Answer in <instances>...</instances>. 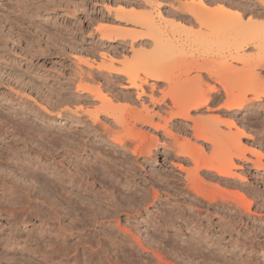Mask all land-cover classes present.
Masks as SVG:
<instances>
[{
    "label": "rangeland",
    "instance_id": "374dc122",
    "mask_svg": "<svg viewBox=\"0 0 264 264\" xmlns=\"http://www.w3.org/2000/svg\"><path fill=\"white\" fill-rule=\"evenodd\" d=\"M11 1L0 0V5L3 4L0 6V14H9L12 16L13 22V31L6 28V26L8 27L6 23L0 25V264H19L20 262L23 264V260L40 264H101L102 260V264H106L108 261L107 264H146L145 262L151 264L150 260L154 262L152 254L145 250L141 251L134 240L130 239L132 240L130 241L128 236L127 240L122 238L125 234L119 229L117 223L121 228H128L142 241L141 243L144 245L147 243L145 246H148L149 243L156 245L157 251L163 253L166 260L173 264L185 262H193V264H264V170L255 169L251 162L235 158V163L240 164L241 168L233 170L244 179L242 180L239 176L235 177L231 184H224L206 174L205 171H200L195 183L190 180L191 185L195 186L196 188H194L198 192H202L201 194L207 198L217 197V203L223 201L222 196L230 195V199L235 198L243 202L244 199L241 200L240 197L242 195L247 203H245L247 206L243 204L240 207V202L237 201L239 208L233 210H226L216 203L209 206L203 199L201 203L194 200L193 194L191 192L189 194L186 188L183 189V185H186L190 179H187L188 173L185 170H191L193 163L188 158L178 156L181 149H177L173 138L165 135L162 130H153L150 127L137 124V128L140 127L139 129L146 131L150 136H156L159 142L156 147L151 148V154L148 156L144 153L134 155L129 147L135 143L139 145L141 143L138 142L139 140L133 139L135 142L132 143L131 139L127 138L126 140L125 138L127 149L112 146L106 137L94 134L85 126L83 122L86 121L82 118H86L83 114L79 115L82 118H79L78 123L77 117L66 112L79 106L93 108L92 105H85L84 102L83 105L76 102L72 88L67 91V94L64 89H60V86L68 88V81H70L73 71L72 54L90 57L91 54L88 52L91 45L98 43V34L93 31L94 26L105 25L117 29L128 26L124 18H121L122 20L114 19L113 11L107 12L105 7L114 9L123 7L127 11L133 9L137 12L146 11L147 7L142 3H137L136 0H18L17 4L15 3L17 0ZM160 1L165 3L160 8L164 13L170 9L169 3L180 6L181 9L185 6L193 8V11L190 10L192 14L184 12L186 9L180 11L191 20L188 18L166 19L177 26L184 27L182 30L184 32H180L182 29L180 27L176 28L180 31L174 29L183 38L184 50L182 48V52L179 51L174 56L165 59L175 75L177 74L181 79L187 75L191 77L196 72L198 73L197 66H208L218 71L217 76L221 75L225 78L226 75V82L233 86L235 94L251 82L252 73L248 70L241 72V65L235 64L234 69L226 71L225 68L219 66L214 57H210L214 55L210 49L199 48L195 37L202 36L208 30L206 31L198 22L195 23L194 18L200 15L201 18L205 16L204 4L209 9L218 5H226L232 11H241L242 15L240 23H233L232 30L238 31L236 26L239 28L240 24L245 28L247 24V30L251 27H264V0H204L202 6L199 5L200 0ZM19 2L30 3L27 5L30 9L31 3L34 5V2L41 6L37 12L28 11L20 16L21 12H13L20 4ZM4 3L8 8L12 7L11 5L17 6H13L14 8H11L13 10L10 12ZM33 22L39 27H36ZM78 24H80V30ZM169 25L167 24L166 29L171 32ZM197 31L200 32V35ZM89 32L93 33L91 37ZM232 33L236 34V31ZM127 41L128 37L118 38L113 42L105 41L103 45L99 44L94 49L95 57L98 60L97 54L107 51L119 52L120 59H122L123 54H131ZM146 42L150 43L148 40ZM139 43L134 44V48L139 47ZM74 44L77 47L75 49L74 46H71ZM209 52L211 53L209 54ZM243 52L247 59H251L254 51L249 46L244 48ZM256 72L258 74L257 83L263 88L264 67L256 68ZM200 73L204 77L203 80L206 81V88L215 84L219 87L220 93H218L222 95L223 91L220 90V85L216 84L212 78L207 77L205 73ZM157 83L159 90L165 87L164 82ZM59 92L64 93L67 99H62L64 96H61ZM156 95V97H160L158 91ZM249 97H251L250 94H247V98ZM221 98H224V94ZM121 99L123 97L119 95L121 107L119 108L125 113L128 108L130 109V105L126 104L125 99ZM131 100L135 103H131L132 106L140 107L134 95ZM145 100L150 110L167 116L165 104L157 106L149 103L148 99ZM166 103H169L168 99ZM218 103L219 101L213 102L210 110L203 108L197 112L192 111L191 115L202 117V127L203 121L207 122L208 117L210 118L207 122L209 125L212 124V121L216 122V115L223 120L226 116L219 109L220 103L223 104V102ZM93 104L96 106L97 103ZM233 111L232 120L235 122V126H231L230 129L226 128L220 124L219 117L220 123L217 124L223 129L221 131L231 130L234 134L238 132L237 128L243 129L246 136H240L241 143L248 149L260 151L263 154L260 159L264 162V102L248 99L242 107ZM58 114L62 116L58 117ZM101 119L105 120L102 116ZM82 120L83 122L80 123ZM154 120L161 121L157 117ZM174 120L173 124L184 123V120L180 118ZM187 123L191 124L190 121ZM209 125L207 124L205 127ZM173 130L177 135L184 134L179 133L176 128ZM119 132L122 136L126 134V131H122L120 127ZM191 134H193L192 130L187 128L183 136L186 135V139L189 138L190 141L200 145L208 154L210 145L197 141ZM177 138L180 142V136ZM248 149L245 151L247 157L256 160L255 155ZM102 154L113 160L109 159L110 163L108 159L104 161L105 158ZM94 156L105 163L97 160ZM91 158H96L93 161L97 160L96 162L100 163H97V166L94 165ZM88 162L91 163L90 166ZM179 163L185 168L182 167L181 170ZM105 164H108L106 165L107 169H105ZM117 164L118 166L114 167ZM91 165L94 169L91 168ZM102 167L104 168L102 169ZM86 168L89 171L93 169L94 174L91 175V172ZM85 172L89 173L85 174ZM43 184L46 186H42ZM39 187L43 189L41 190ZM44 187L47 188L44 189ZM185 190L187 191L185 192ZM28 191L30 196L26 195ZM92 203L95 205L93 206ZM190 204L193 209L190 208ZM106 209L109 211L107 212ZM103 210L105 215H102ZM182 212L186 217L193 219H191L192 225L195 224L197 228L191 229L188 222L180 220ZM91 213H94L93 218ZM98 215L99 218L101 215L100 219L97 218ZM23 216H28L25 223L18 219ZM103 216L106 217L103 219ZM157 216L158 218H156ZM57 230L59 232H56ZM61 230L62 232H60ZM117 230L121 233H118ZM104 232L105 234H103ZM36 236L39 237L38 245L32 244ZM83 237L86 242L82 239ZM105 237L107 238L104 239ZM42 238L44 239L42 240ZM60 238L65 242L63 243ZM97 238L98 240L103 239L104 242L115 241H113L114 243L109 242L108 246L101 240L97 241ZM111 238L114 239L111 240ZM49 239H54L52 240L54 243L52 244ZM87 239L91 240L89 245L90 241ZM45 242L47 243L45 244ZM58 242L60 243L58 244ZM190 243L197 246L198 250L189 257L183 250V246L187 247ZM105 244L107 246L103 248ZM132 244H136V246ZM63 245L66 246L65 249H62L65 247ZM90 245L95 248V252L90 249L93 248ZM84 246L87 250L85 253L88 252V255L84 253ZM37 247L40 248L38 252ZM69 248L74 249L73 253L77 251L75 253L79 254L78 260L73 258L75 255L71 254L72 251ZM62 251L64 252L61 253ZM105 258L113 260L107 259L105 262Z\"/></svg>",
    "mask_w": 264,
    "mask_h": 264
},
{
    "label": "bare ground",
    "instance_id": "6f19581e",
    "mask_svg": "<svg viewBox=\"0 0 264 264\" xmlns=\"http://www.w3.org/2000/svg\"><path fill=\"white\" fill-rule=\"evenodd\" d=\"M9 1H11V0H9ZM17 2H18V0L15 3L17 4ZM136 2L142 3L144 6H146L147 7L146 11L144 10L145 12L144 11L137 12L133 9H130L127 11V10L123 9V7L122 8L118 7L117 9L116 8L114 9V8L106 6L105 9L107 10V12L111 13V11H113L114 16H115L114 19L124 18L127 21L126 24H128V26H124V27L122 26L123 28L119 27L120 29L119 28L117 29L115 27H110V26H105V25H96V26L93 25L94 26L93 31L98 34V43H96L95 45H91V47H90V50L88 53H90L92 56L90 55V57H87V56L82 57V56H77L75 54H72L73 71H72L70 81H68L69 82L68 88L60 86V89H64V92H66L65 94H67V91L72 88L73 89L72 93L76 98V100H75L76 102H79L80 104L82 103V105L84 103H85V105H88V104L90 106L92 105L93 108L91 107L92 109H90L89 107L79 106V107L73 108L72 111L67 110L66 112H70V113H72V115H74V117H77L76 118L77 122L79 121V118L80 119L82 118L79 115L83 114L87 120L82 118L86 122H83V120H82L80 123H82V122L85 123V126L87 128H89L90 131L93 132L94 134L96 133V134H99V136L101 135V136L106 137V139H108L109 142H111L112 146L127 149L125 138H126V140H127V138L131 139L133 141L132 143L135 142L133 139L139 140L138 142H141L139 145H137L135 143L134 145L131 144L130 145L131 147H129V150L134 155L144 153L145 155L148 156L149 154H151V151H152L151 148L156 147L158 145V142H159V140L156 136H152V135L150 136L149 133H147L146 131L139 129L140 127L137 128L136 127L137 124H140V125L145 126V127H150L153 130H162V132L165 135H168V136L173 138V143L176 144L177 149L178 148L181 149L180 152H179V150L176 149L179 152L178 156L180 155L181 157L188 158L193 163L192 164L193 168L191 170L189 169L188 170L189 172L187 171V169L185 170L188 173L187 176L186 175L185 176L187 177V179L190 178V179H188L189 182L188 183L186 182L187 184L185 182H183L184 184H186V185H183L184 186L183 189L186 188L188 190V191L185 190V192L187 191V192H189V194L191 192L193 194L192 197L195 198V199L193 198L194 200L201 203V200L203 199L204 201H206L208 203L209 206H212L211 204L216 203L217 205L219 204L222 208H225L226 210H231V209L233 210L234 208H239L240 205H243L246 203V200L242 195L240 196L242 198V199L240 198L241 200L244 199L243 202L241 201L242 203L240 202V200H237L235 198L233 200L230 199L231 195L225 196V197L222 196L223 201H221V203H217V201H218L217 197L215 198L212 196V198H207V196L201 194L202 192L201 193H200V191L198 192L195 189L196 188L195 186H194L195 187L194 188L191 185L190 180H192V182L195 183L194 181H197L198 176H199L198 175L199 172L205 171L206 174L218 179L222 183L231 184L233 179L235 177L239 176L236 174V172H234L233 169L241 168L240 164L238 165L235 163V161H234L235 158H237L238 160L244 161V162H251V165H253V167L255 169L264 170V162L260 159L263 156V154L258 150L248 149L244 144L241 143V140H240L241 137L240 136H246L245 135L246 133L244 132L243 129L237 128L238 132L237 133L235 132L233 134V132L231 130L227 131V132L221 131L222 128H220V126L218 125L221 122L220 124H223V126H226V128L228 127V129H230L231 126H235V122L232 120V115L234 112L233 110H235L236 108L242 107L244 102H246L248 99H250L251 101L264 102V86H263V88H261L260 87L261 85H259L257 83L258 74L256 72V68L264 67V31H263L264 27H259V26L255 27V28L251 27V28H248V30H247L246 29L247 24H246V28L244 25L241 26V24H240L239 28L236 26L238 31L232 30L234 27L233 23L234 24H235V22L240 23L242 15L240 13L241 11L240 12H236L234 10L232 11L226 5H218V6H216L217 8L216 7L214 8L211 6L212 8L209 9V8H206V6L204 4L203 9L205 8V10H206V13L204 14L205 16H203L201 18L200 17L201 15H200V16H196V18H194L195 23L198 22V24H200L202 27H204L206 29V31L208 30V32L204 33L202 36L200 35V32L197 31L200 36H196L195 39L198 43L197 45L199 46V48L200 47H202V48L206 47L208 50L210 49L212 51V53L214 54L213 56H210V57H214V59L218 62L219 66H221V68H225L226 71H230L231 69H234L235 64H239V65H241V68H240L241 72H245L248 70L249 72L252 73L251 74V77H252L251 82L249 84H247L244 88L240 89L237 94H235L233 86L230 83L226 82V79H225L226 75H225V78L221 75L217 76L218 71H216V69L213 70L211 67L202 66V65L197 66L198 67V68L196 67L198 69V73L196 72L197 75L195 74L191 77H188V75H187L185 78L181 79L177 76V74L175 75V73H173V70L168 66L167 61L165 60L169 56L172 57V56H174V54L179 53V51L182 52L184 50L183 38L177 32V31H180V29L182 27L177 26V25L173 24L172 21L170 22L169 20H166V19L167 18H171V19H173V18H175V19L176 18H184V19L188 18L187 15L182 14L180 11L182 9H186V10H184V12H187L188 14H192L190 12L193 11L192 10L193 8L190 9L191 7L188 8V6L187 7L185 6V8L181 9L180 6H177V5L175 6L174 4L169 3L170 9H168L166 11V13H167L166 14L163 11H161V9H160V8H162L163 4H165V3H162L160 0H136ZM19 3L20 4H18V6L17 5H15V6L11 5L12 7L17 6V8L15 10L11 9L12 7H10V6H9L10 9H9L8 6H6L7 4H5V3L4 4L7 7V9L10 10V12H11V10H13V12H17V11L21 12L20 16L22 14H25L28 11H32V12L36 11L37 12L38 8L41 6L40 4L34 2V5H32V3H31V9H30L27 7V5H30V3H27V2H22V3L19 2ZM203 3H204V0L199 1V5L202 6ZM1 5H3V4H1ZM209 7H210V5H209ZM190 10H192V11H190ZM3 13H5V12H3ZM11 17L12 16H10L9 14L6 15V13L0 14V25L2 23H6V25H8V27L6 26V28L8 30L11 29L13 31V29H12L13 28V22H12ZM188 19L191 20L190 18H188ZM33 24L35 25L36 23L33 22ZM167 24H170L169 26H171L173 28L172 29L170 27L171 32H168V30L166 29ZM78 26H79L78 29L80 30V24H78ZM36 27H39V26H36ZM177 27L178 28L180 27V29L177 30L178 29ZM183 28L181 29L180 32H184V31H182V30H184ZM174 29L177 31H174ZM203 31H204V29H203ZM234 31H236V34L232 33ZM89 34L91 37V35L93 33L89 32ZM125 37L126 38L128 37L127 43L129 44V49H130L129 51H131L130 55L123 54L122 59H120L119 52H112L111 53V52H107V51H101L99 54H97L99 56V59L97 60V58L95 57L94 49L97 48V46L99 44L103 45L105 41L113 42V41L117 40L118 38L124 39ZM6 38H7V36H6ZM147 40L150 41V43L146 42ZM138 42H140L139 43L140 46L137 48H134L135 47L134 44H136ZM71 46L72 47L74 46L73 47L74 49L77 48L75 46V44L71 45ZM249 46H251L253 48V51H254L251 59H247V57L244 55V52H243L244 48L249 47ZM182 48H183V50H181ZM210 53L211 52H209V54ZM215 67H216V65H215ZM220 71H222V70L220 69ZM200 72L205 73L207 75V77L212 78L216 84L220 85V90L223 91L222 95L219 94L220 93L219 87H217L215 84H211L210 86H208L206 88V81L203 80L204 77L201 75ZM220 74H222V73H220ZM179 76H180V74H179ZM71 82H73V83H71ZM157 82H162V83L164 82L165 87L163 89L159 90V86H158ZM204 84H205V87H204ZM119 90H120V92H119ZM157 91L160 94L159 98L156 97ZM61 92H59V94L61 96H64V97H62V99L66 100L67 98L65 97V94L61 93ZM223 94H224V98H221L223 96ZM247 94H250L251 97L247 98ZM119 95H121V97H123V99L126 100L127 105L128 104L130 105V109L127 107L128 108L127 112H125V109H124L125 113H123L120 109L121 107L119 105ZM133 95H134V98L139 102V106H140L139 108H137V106H132L133 104L131 105V103H134V101L131 100ZM123 99H121V100H123ZM145 99H148V102L151 103L152 105H157V106L159 105L160 106V105L165 104L166 108H167V116H162L158 112H153L152 110H150L148 107L149 105L145 103L146 102ZM167 99L169 100L168 104L166 103ZM218 101H219V103L221 101L223 102V104L220 103L221 106L219 105L220 108H219V106H218V108L220 109L222 114L226 117L223 118V120H222V118L219 116L221 119L219 122V117H218V115H216L217 116L216 122L214 123L211 120L212 124H210V125H209V123H207L208 120H210V118L208 117L207 122L203 121L204 125L202 127L201 126V118L202 117L201 118L193 117L191 115V112L192 111L197 112L203 108H205L206 110H210L211 104L213 102L216 103ZM69 102H70V100H69ZM93 103H97L96 106ZM60 116H62V115L58 114V117H60ZM101 116L104 117L105 120L101 119ZM155 117L160 119L162 122L161 121H155L154 120ZM177 118L184 120V123L181 124V123L177 122V123L173 124L174 123L173 120L177 119ZM189 121L191 122L190 125L187 123ZM59 122H61V121H59ZM60 124H62V123H60ZM207 124L209 126L205 127ZM214 124H216V125H214ZM119 127L122 129V131H126V134H124L122 136L121 133L119 132ZM174 128H176V130L179 133H184V134H185L187 128H190L192 130V133H193L191 135H193L197 141L206 142L210 145L209 153L207 154L205 152V150L200 145H197V143H195L194 141L193 142L190 141L189 138L186 139L185 138L186 135L183 136L184 134H182V136H181V135L175 134L173 132ZM176 135L180 136V138H181L180 142H179ZM147 138H149V139L147 140ZM131 140H129V142ZM145 140H146V142H145ZM246 148L253 155H255L254 157H256V160H252L249 157H247V155L245 153V151H247ZM77 151H79V150H77ZM97 154L100 155V153H98V152H97ZM104 155L102 154L103 157H104ZM96 156H94V157H96ZM106 157H104L105 158L104 161H106L107 159L109 161L110 158H106ZM213 157H215V158L213 159ZM93 159H92V161H93ZM97 160H100V159L97 158ZM96 161L95 162L93 161V162L95 163L94 165L97 166L98 162H96ZM104 161H101V162H104ZM111 161H109V163ZM90 164L91 163H89V166H90ZM106 165H108V164H105V166ZM102 166H103V163H102ZM115 166H118V164L114 165V167ZM182 167H184V166H182L180 164L179 168H181V170H182ZM91 168L94 169L93 166ZM98 168H99V166H98ZM103 168L104 167H102V169ZM184 168H183V170H184ZM93 169H92V171H93ZM105 169H107V166ZM86 170H88V169L86 168ZM92 171H89V172H91L90 173L91 175L93 173ZM99 171H101V170H99ZM89 172H87V173H89ZM109 172H108V174H110ZM87 173L85 172V174H87ZM103 173H104V171H103ZM108 174H107V176H108ZM90 177H92V176H90ZM103 177H104V174H103ZM103 177H102V179H103ZM239 177L242 178L241 176H239ZM92 178H94V177H92ZM108 178L109 177H107V180H109ZM112 178L115 179V177H112ZM85 179H86V177H85ZM88 179L90 180V178H88ZM104 179H106V178L104 177ZM243 179L244 178H242V180ZM92 182H94V181H92ZM92 182H90V183H92ZM85 183H86V181H85ZM112 185H114V184H112ZM39 186H41V185L39 184ZM42 186H46V185L43 184ZM45 188H47V187H44V189ZM35 189H36V187H35ZM26 195L30 196L31 194L28 191L26 193ZM28 198H30V197H28ZM31 198H32V196H31ZM35 200H37V199H35ZM234 200H236V201H234ZM237 201L240 202L239 206L237 205L238 204ZM216 204H214V205H216ZM92 205L94 206L95 204L92 203ZM112 205H110V206H112ZM110 206H108V207H110ZM191 206L192 205L190 204V208L193 207V206L192 207ZM95 207L98 208L97 206H95ZM101 208H103V207L101 206ZM113 209L115 210L114 206H113ZM188 209H189V207H188ZM94 210H95V208H94ZM91 211H92V209H91ZM96 211L99 212V210H96ZM106 211L108 212L109 210L106 209ZM98 212H97V214H98ZM135 212H136V210H135ZM197 212L198 211L196 210V213ZM102 213H103L102 215H105L104 210ZM91 214L90 215L93 218L94 213H91ZM13 215H15V213H13ZM55 215H56V213H55ZM104 217H106V216H103V219H104ZM180 217H181L180 220H183V221L189 223V227H191V229L197 228L195 224L192 225L193 219L191 218L192 219L191 220L189 217H186V215H184L183 212H182ZM27 218H28V216H26V217L23 216V217L18 218V219H21V222L25 223ZM97 218H99V215ZM97 218L94 217V219H97ZM100 218H101V215H100ZM156 218H158V216ZM162 218H163V215H162ZM165 218H167V217H165ZM98 223H99V221H98ZM117 226L126 235V236L124 235L125 237L123 236L122 238H126L128 236L129 240L132 239V240H134V242H136L137 245H139L140 248L139 247L138 248L141 251L145 250V251L152 254L155 261L153 260L154 262H152V260H150L151 264H173L171 262H168V260H166V257H164L165 255L163 253H160L157 251L158 249L156 248L157 247L156 245L149 243L148 246H145L147 243L145 245L143 243H141L142 241H140V239L135 234H133L128 228H125V227L121 228L118 223H117ZM61 229H63V228H61ZM67 231H68V229H67ZM121 231H118V233L119 232L121 233ZM56 232H59V231L57 230ZM60 232H62V230ZM42 233H43V231H42ZM36 234H38V233L36 232ZM58 234H61V233H58ZM63 234H64V232H63ZM103 234H105V232ZM108 235L109 234H107V236ZM118 235H120V234H118ZM38 238L39 237L36 236L35 240H33L34 243H32V241L30 242V240H29V242L34 244V245L35 244L38 245L37 244V243H39ZM84 238L85 237H83L82 239H84ZM106 238L107 237H105L104 239H106ZM108 238H110V237L108 236ZM114 238H111V240ZM43 239L44 238H42V240ZM52 240H54V239H52ZM52 240H50V242ZM85 240L86 239H84V241ZM100 240H98V238H97V241H100ZM126 240H127V238H126ZM132 240H130V241H132ZM88 241H90L88 243V245H89L91 243V240H88ZM102 241H103V239L101 240V242ZM113 241H115V240H112L109 242L112 243ZM50 242H49V244L54 243L53 241L51 243ZM62 242H63V240H62ZM64 242H65V240H64ZM109 242L103 241V243H107V244ZM46 243L47 242H45V244ZM59 243L60 242H58V244ZM192 243H190L187 247L183 246V250L187 253V256H189V257L196 253L194 251L198 250V247L193 245ZM85 244L87 245V243H85ZM136 244H132V245L136 246ZM97 245H96V247H97ZM39 246H40V244H39ZM63 246H65V245H63ZM85 246L83 247L84 253H85V250L87 247V246L86 247ZM91 246L92 245H90V247ZM106 246L107 245L105 244V246L103 248H105ZM108 246H109V244H108ZM38 247L36 248L37 252L40 249V248L38 249ZM72 247H70V248H72ZM99 247L101 248L100 245H99ZM41 248H42V245H41ZM65 248H66V246L62 249H65ZM70 248H69V250H71ZM158 248H161V247L158 246ZM55 249H57V248H55ZM90 249H93V251H94L95 248L93 247ZM90 249H88V250H90ZM73 250H71L72 251L71 254L73 253ZM96 250H98V249H96ZM67 251H68V249H67ZM90 251L92 252V250H90ZM90 251H89V255L91 254ZM161 251H163V250H161ZM63 252L64 251H62L61 253H63ZM75 252H77V251H74L73 254L75 256L73 257V255H72V257L75 260H78L77 257H79V254L75 253ZM97 252H96V254L99 253V252L98 253ZM82 253H83V251H82ZM85 254L88 255V252H86ZM69 256L71 257V255H69ZM83 258H85V257L83 256ZM42 259H43V257H42ZM107 259L110 260L111 258H107ZM107 259L105 262H107ZM80 260H79V263H80ZM100 260H101V258H100ZM112 260H110V261H112ZM99 261H96V262H99ZM102 263H103V260H102L101 264ZM145 263L149 264L148 262H145ZM23 264H40V263H38V262L35 263L34 261L32 262L30 260L29 261L23 260ZM110 264H112V263H110ZM183 264H193V262L192 263H190V262L186 263L185 262Z\"/></svg>",
    "mask_w": 264,
    "mask_h": 264
}]
</instances>
